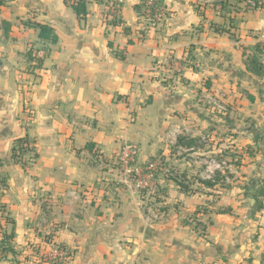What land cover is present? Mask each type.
<instances>
[{
	"label": "crops",
	"instance_id": "1",
	"mask_svg": "<svg viewBox=\"0 0 264 264\" xmlns=\"http://www.w3.org/2000/svg\"><path fill=\"white\" fill-rule=\"evenodd\" d=\"M0 1V231L13 246L35 245V261L62 246L70 254L64 264H264L256 178L216 203L209 193L187 196L170 185L159 221L150 223L138 191L110 194L100 160L132 143L145 162H171L178 138L205 134L201 97L228 96L233 135L241 134L238 117L264 119V75L245 65L255 46L264 48V7L160 0L167 15L151 27L136 9L143 0H82L83 17L66 0ZM37 24L50 26L57 43L42 42ZM189 53L193 67L184 68ZM168 58L180 73L170 74ZM260 59L264 66V54ZM254 127L242 133L264 130ZM21 138L36 150L32 164L13 158ZM202 206L203 233L182 217Z\"/></svg>",
	"mask_w": 264,
	"mask_h": 264
},
{
	"label": "rangeland",
	"instance_id": "2",
	"mask_svg": "<svg viewBox=\"0 0 264 264\" xmlns=\"http://www.w3.org/2000/svg\"><path fill=\"white\" fill-rule=\"evenodd\" d=\"M237 1L241 2L244 8H254L248 3V1L252 0H235V2ZM180 70H182V66L181 68L179 67L178 71L173 70V72H170V74L180 73ZM242 93L243 91L240 89L239 94ZM207 98L201 97L202 101L198 102L196 105V108L204 114H207V118H209V122L206 124L207 127H203V129H201L205 133H202L201 135V147L197 148L191 153H187V151L175 152L173 160H171L168 168L174 167L176 171L180 170L181 172H187L189 183L194 185L193 188L196 190V194L211 193L212 195L210 196H212L213 202L216 203L222 194H234L235 196H238L240 192L244 193L248 189V185L246 184H250V182L255 178L258 187L264 186V130L262 133L259 132L253 135L242 133L243 129L249 128L251 126L254 127L255 125L259 124L261 127L264 126V119L260 117L258 120L259 122L254 120L252 122L250 119L245 120L242 117H238L237 121H235V128L236 130H240L241 134L233 135L232 132H227V130H230L227 129L230 125L227 122V118L231 111H233L230 108L231 104L228 102V96L224 97L220 95L216 97L215 95H210ZM198 124L200 123H196L194 126H199L200 128V125ZM221 126H225L226 130L224 132H219L218 134L217 130L213 128H219L220 130ZM232 136L234 137L232 138ZM126 144L134 145L132 143ZM126 144H124L121 150L116 155H114V157L108 160V162L103 157L100 159L108 174L110 175L111 180L108 190L111 192L110 194L113 192L118 194L120 192L138 191L139 194L144 198V207L150 208L147 213L148 221L150 223H156L159 221V213L157 210L162 211L161 208L166 206V200L164 199L166 197L163 194H160V190L164 187H167L170 190V185H174L173 188L178 189L175 184L177 181H170L169 183H166L164 179H161V175H166V172H168L167 168L161 166V162L163 161L161 159H158V162H145L144 160H141L139 158L140 149L137 145H134L137 147V153L132 157V159H129L131 166L129 165L127 168L125 166L122 167V165L119 163V159L123 147ZM168 145L169 146L165 145V150L167 149L166 153L169 155V153H171L169 151L171 150V144ZM29 147L32 146L29 145ZM33 156V153H28L27 159ZM29 162L30 163L28 164H32L34 161L29 160ZM235 162H242L243 166L237 168L235 167ZM148 163L159 164L157 167L156 165L154 166L156 167L155 173H147L148 167L145 169V164ZM158 166H160V168H158ZM250 166H253L254 169H251ZM260 167L263 169L260 174L256 175L255 169ZM217 171L222 173L221 176L216 177L215 172ZM158 173L161 175H158L156 179H153V176L157 175ZM174 176L175 175H173V177ZM211 178L216 180L218 179L217 183L215 184L216 187L214 188H210L209 186L200 182L209 180ZM175 179L180 180L181 178L177 177ZM158 183L159 185L161 183V186H158ZM105 198H108L107 195H105ZM205 209L206 207L202 206V208H198L197 211L202 213V211ZM201 213L198 214L194 211H183L182 217H184V220L188 222L194 229L203 233L205 231L204 227L206 225L205 223H200L198 221L203 219L202 217H199ZM1 234L2 233L0 231V236ZM13 248L14 253H3L0 250V264L46 263L45 256H51V254L57 249H64L62 246H59L55 249L46 248L42 250V254L39 253V258L37 261H35L34 256L38 255L36 254L38 252L35 245L13 246ZM66 252L70 256L67 250ZM47 263L54 264L49 261H47Z\"/></svg>",
	"mask_w": 264,
	"mask_h": 264
},
{
	"label": "trees",
	"instance_id": "3",
	"mask_svg": "<svg viewBox=\"0 0 264 264\" xmlns=\"http://www.w3.org/2000/svg\"><path fill=\"white\" fill-rule=\"evenodd\" d=\"M244 1H248V0H244ZM255 3V8H262L264 7V0H252ZM71 0H66V3H68L72 9L74 10L75 14L78 17H83L86 15L87 13V6L86 3L84 1H80L78 3H74V4H70ZM147 2L148 0H143L141 5H139L136 9L138 11V13L140 14V16H144L145 13L147 12V10L149 9L147 6ZM1 1H0V5H1ZM226 3H222V10L226 11ZM4 26H6V31H8V27L9 24L4 23ZM35 28H37L39 30V38L42 42L47 43L48 45H54L57 43L58 41V37L55 34L54 30L48 26V25H41V24H37L35 26ZM264 48L263 46H255L254 50H253V54L248 56L246 58L245 61V65L247 67L248 72L252 73L253 75L257 76V77H262L264 75V66L263 63L260 59V57H262V55L264 54ZM28 54L31 56V58L35 59L34 56V51L31 49ZM193 60L192 54L189 53L187 59H185L184 61L181 62L182 66L184 68H192L193 64H191ZM201 142L202 139L201 138H188V137H180L178 138V141L175 145L174 152H178V151H187V153H191L194 150H196L197 148L201 147ZM30 143L29 140L27 138H21L18 139L14 145L13 148V158L17 161L22 163L23 165H27L29 162V160L35 161V159L37 158V153L36 150L33 147H29ZM92 152H94V156L98 158H100L101 153L98 150H92ZM28 153H33L34 156L30 157L29 159H27V154ZM229 154V153H227ZM99 156V157H98ZM232 156V155H230ZM158 159L160 158H152L149 162H158ZM163 162H161V166L164 168L168 169V172H166V175H161L160 173H158L157 175L153 176V179H156L158 177V175H161V179H164L166 181V183H169L170 181H177L175 182L176 186L178 187V190L180 193L187 195V196H193L196 194V190L193 188L194 185H191V183H189V178L187 176V172H181L180 170H175L174 167H169L170 162H165V160L161 159ZM151 163L145 164V169L146 167L150 166ZM243 164L242 162H235V167L240 168L242 167ZM160 168V166L158 167ZM146 172V171H145ZM221 172L217 171L215 172L216 177L217 176H221ZM173 175H175L173 177ZM181 178L180 180H176L175 178ZM218 180V179H217ZM216 179H209V180H204V181H200L202 182V184L209 186L210 188H214L216 187V183H217ZM161 182V181H160ZM0 183L1 185L4 187L6 186V183L4 182V180L2 179L1 175H0ZM158 186H161V183ZM168 191L169 189L167 187H164L160 190V194H163L164 196L168 195ZM210 195H212L211 193H209ZM253 198L256 201V204L254 205V209L255 210H261L264 205H263V201H264V186H259L258 189L255 191ZM204 207V206H203ZM207 207V206H205ZM201 208V207H200ZM199 208V209H200ZM197 213H201L200 211ZM202 213H208L207 209L203 210ZM197 214V215H198ZM0 250L3 253H14V248L11 244V238L12 236H7L5 234H2L0 236Z\"/></svg>",
	"mask_w": 264,
	"mask_h": 264
},
{
	"label": "built area",
	"instance_id": "4",
	"mask_svg": "<svg viewBox=\"0 0 264 264\" xmlns=\"http://www.w3.org/2000/svg\"><path fill=\"white\" fill-rule=\"evenodd\" d=\"M248 3L250 5H252L253 7H255V3L252 1H248ZM147 6H148V10L145 13L144 16H142L144 18V20L148 23L149 26L151 27H156L157 25L161 24L165 18H166V10L164 9L162 3L160 0H148L147 2ZM118 15V13L115 11L112 12V19H114L116 16ZM40 58L43 57V54L40 53L39 56ZM168 63L171 64V66H173L174 70H179V67L181 68L180 63L175 60L174 58H168ZM137 153V147L131 144H126L123 147L121 156H120V164L122 165V167H129L130 165V161L129 159H132V157ZM156 165L159 164H151L150 166H148V174H153L155 173L156 167H154ZM131 166V165H130ZM159 167V166H158ZM0 187L1 183H0ZM45 261H49L52 262L54 264H64L65 262L68 261L69 259V255L66 252V250L64 249H57L55 250L51 256H45ZM49 257V258H48Z\"/></svg>",
	"mask_w": 264,
	"mask_h": 264
}]
</instances>
